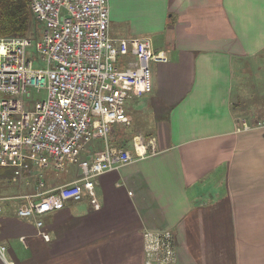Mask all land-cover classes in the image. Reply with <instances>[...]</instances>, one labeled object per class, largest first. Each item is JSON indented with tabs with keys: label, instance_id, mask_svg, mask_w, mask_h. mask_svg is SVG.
Here are the masks:
<instances>
[{
	"label": "crops",
	"instance_id": "obj_1",
	"mask_svg": "<svg viewBox=\"0 0 264 264\" xmlns=\"http://www.w3.org/2000/svg\"><path fill=\"white\" fill-rule=\"evenodd\" d=\"M108 19L111 38H148L167 58L110 133L132 153L134 136L154 138L157 153L102 174L98 210L86 193L41 218L0 202V264H144V230L173 234L171 264H264V0H108ZM102 150L94 140L81 157ZM23 165L0 196L32 193L40 173L46 189L79 175Z\"/></svg>",
	"mask_w": 264,
	"mask_h": 264
},
{
	"label": "built area",
	"instance_id": "obj_2",
	"mask_svg": "<svg viewBox=\"0 0 264 264\" xmlns=\"http://www.w3.org/2000/svg\"><path fill=\"white\" fill-rule=\"evenodd\" d=\"M30 8L38 38H0V182L22 179L25 161L55 172L76 164L79 175L46 189L40 173L32 193L0 196V202H15L21 218H41L86 193L98 210L94 185L102 174L157 153L154 138L134 136L132 153L113 145L110 133L113 126H130L126 102L150 91V61L167 58L153 51L148 38H111L108 0H30ZM38 62L44 67L35 66ZM241 125L249 129L245 121ZM257 128L264 129V120ZM94 140L103 150L82 158ZM4 168L11 174L3 177ZM36 226H42L40 219ZM5 250L0 244L1 257ZM142 250L144 264H171L176 258L168 230H144Z\"/></svg>",
	"mask_w": 264,
	"mask_h": 264
},
{
	"label": "trees",
	"instance_id": "obj_3",
	"mask_svg": "<svg viewBox=\"0 0 264 264\" xmlns=\"http://www.w3.org/2000/svg\"><path fill=\"white\" fill-rule=\"evenodd\" d=\"M39 32L40 27L31 12L30 0H0V38L38 36ZM117 132L120 138L124 136L120 130ZM4 171L1 169L2 174Z\"/></svg>",
	"mask_w": 264,
	"mask_h": 264
},
{
	"label": "rangeland",
	"instance_id": "obj_4",
	"mask_svg": "<svg viewBox=\"0 0 264 264\" xmlns=\"http://www.w3.org/2000/svg\"><path fill=\"white\" fill-rule=\"evenodd\" d=\"M40 33V32H39ZM39 36V35H38ZM38 36H29L31 39H36L38 38ZM28 53L29 55H31L32 58H37V55L35 53V51L32 49V48H29L28 49ZM38 60V59H37ZM35 66H37L38 68H43L44 65L40 62L38 63H35ZM148 67H149V79L151 80V69H150V63L148 64ZM43 97V96H42ZM131 130H133V128H131ZM68 174H65V173H59L57 174V178H58V181H59V184H63L65 182H68L70 180L67 181V179L69 177H67ZM15 183H11L9 182L8 180L6 179H3L1 182H0V194L1 193H6L8 195H11L13 194L14 192L18 191V189L13 192L12 190V186H15L14 185ZM10 203H13V202H10ZM15 203V202H14Z\"/></svg>",
	"mask_w": 264,
	"mask_h": 264
}]
</instances>
